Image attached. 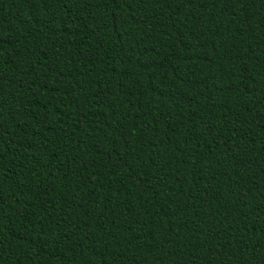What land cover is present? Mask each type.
<instances>
[{
  "label": "trees",
  "instance_id": "16d2710c",
  "mask_svg": "<svg viewBox=\"0 0 264 264\" xmlns=\"http://www.w3.org/2000/svg\"><path fill=\"white\" fill-rule=\"evenodd\" d=\"M0 264H264V0H0Z\"/></svg>",
  "mask_w": 264,
  "mask_h": 264
}]
</instances>
